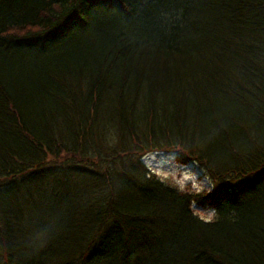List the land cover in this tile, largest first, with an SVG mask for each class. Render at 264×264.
<instances>
[{"label": "trees", "instance_id": "obj_1", "mask_svg": "<svg viewBox=\"0 0 264 264\" xmlns=\"http://www.w3.org/2000/svg\"><path fill=\"white\" fill-rule=\"evenodd\" d=\"M0 264H264V0H0Z\"/></svg>", "mask_w": 264, "mask_h": 264}, {"label": "rangeland", "instance_id": "obj_2", "mask_svg": "<svg viewBox=\"0 0 264 264\" xmlns=\"http://www.w3.org/2000/svg\"><path fill=\"white\" fill-rule=\"evenodd\" d=\"M154 140L155 139L152 140L153 145ZM116 141L117 137L114 134H111L108 138V145L114 146ZM141 148L146 147L141 146ZM150 151L144 155L143 161L163 181L168 182L180 189H187L191 187L193 191L196 190L199 192L210 191L211 189H213V179L205 174V171L197 162H190L189 164L184 165L179 162V157L176 152L161 150ZM138 152L139 151H135L134 153L138 154ZM87 157L90 161H96L95 158H98V155L93 152L92 155ZM82 166L86 165L82 164ZM194 209L197 211L196 213L199 215V217L204 220H212L215 218V211L209 207H200L195 205Z\"/></svg>", "mask_w": 264, "mask_h": 264}]
</instances>
